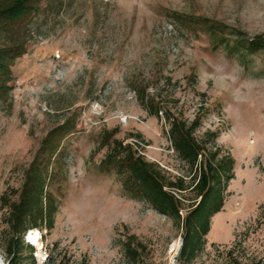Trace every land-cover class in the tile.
I'll return each instance as SVG.
<instances>
[{
	"label": "rangeland",
	"instance_id": "374dc122",
	"mask_svg": "<svg viewBox=\"0 0 264 264\" xmlns=\"http://www.w3.org/2000/svg\"><path fill=\"white\" fill-rule=\"evenodd\" d=\"M35 3L13 32L0 28V46L27 47L0 98V197L18 200L29 170L41 166L58 207L52 230H33L34 244L33 231L25 236L33 255L27 247L21 264H264V47L251 46L264 39V0ZM199 114L196 136L234 158L235 178L205 249L188 262L175 221L129 196L100 164L103 136L115 133L190 184L196 170L175 151L167 117ZM50 134L56 150L43 146ZM6 214L0 207L3 264ZM131 235L146 248L137 262L123 247Z\"/></svg>",
	"mask_w": 264,
	"mask_h": 264
},
{
	"label": "trees",
	"instance_id": "16d2710c",
	"mask_svg": "<svg viewBox=\"0 0 264 264\" xmlns=\"http://www.w3.org/2000/svg\"><path fill=\"white\" fill-rule=\"evenodd\" d=\"M35 2L3 0L0 4V28L13 32L15 25L37 10ZM251 46L264 47L263 37L262 42H252ZM26 49V45L20 41L0 46V98L12 87L11 66L26 53ZM154 113L159 116V108ZM167 119L170 123L168 134L175 151L182 161L196 170L190 184L186 183L183 176L176 179L168 176L158 164L146 160L132 144L114 139L115 133L103 136L102 145H108L109 150L100 169L115 170L129 196L149 203L158 212L175 221L183 231L180 259L191 262L205 249L212 219L225 207L229 182L235 178V161L230 154L221 155V148L209 150L207 140L198 139L196 131L202 124L200 114L191 122L170 116ZM216 135L208 134L211 139H215ZM55 136L50 134L43 146L56 150L59 142L56 147L51 145ZM48 177L51 176H48L46 168L32 167L18 200L11 201L7 193L0 197V207L7 211L5 221L11 233L6 248L10 257L8 264H21L27 247L31 248L29 254L33 255V247L25 244L28 232L54 228L58 206L48 191ZM187 192H193L195 197L186 198ZM188 200L189 204L186 203ZM123 247L131 262H137L146 249L134 235L129 236Z\"/></svg>",
	"mask_w": 264,
	"mask_h": 264
},
{
	"label": "snow or ice",
	"instance_id": "6c2138e0",
	"mask_svg": "<svg viewBox=\"0 0 264 264\" xmlns=\"http://www.w3.org/2000/svg\"><path fill=\"white\" fill-rule=\"evenodd\" d=\"M39 234L38 233H36V234H29L26 238H27V240L30 242V243H35V241H36V237L38 236ZM0 264H3V260L2 259H0Z\"/></svg>",
	"mask_w": 264,
	"mask_h": 264
},
{
	"label": "bare ground",
	"instance_id": "6f19581e",
	"mask_svg": "<svg viewBox=\"0 0 264 264\" xmlns=\"http://www.w3.org/2000/svg\"><path fill=\"white\" fill-rule=\"evenodd\" d=\"M36 233H37L36 231H33V232L30 233V234H36ZM38 234H39V233H38ZM39 238H40V234L36 237V241H35V242H37Z\"/></svg>",
	"mask_w": 264,
	"mask_h": 264
}]
</instances>
